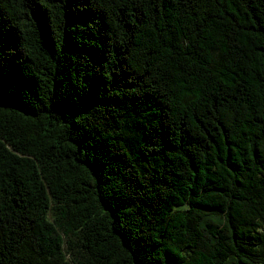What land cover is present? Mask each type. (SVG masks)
Here are the masks:
<instances>
[{
    "label": "trees",
    "instance_id": "trees-1",
    "mask_svg": "<svg viewBox=\"0 0 264 264\" xmlns=\"http://www.w3.org/2000/svg\"><path fill=\"white\" fill-rule=\"evenodd\" d=\"M0 264H264V0H0Z\"/></svg>",
    "mask_w": 264,
    "mask_h": 264
}]
</instances>
